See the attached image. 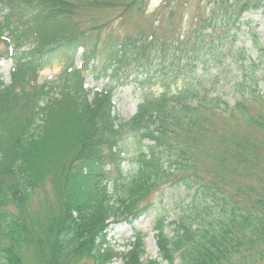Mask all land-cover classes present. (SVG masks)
Listing matches in <instances>:
<instances>
[{
	"label": "trees",
	"instance_id": "16d2710c",
	"mask_svg": "<svg viewBox=\"0 0 264 264\" xmlns=\"http://www.w3.org/2000/svg\"><path fill=\"white\" fill-rule=\"evenodd\" d=\"M146 1L0 0V61L11 62L9 84L0 80V264H112L103 247L114 207L133 223L163 189L189 201L168 225L153 224L164 262L264 263V165L254 169L255 146L230 124L238 117L264 130V113L248 111L264 103L256 89L264 81V44L257 34L250 38L255 59L237 46L240 27L250 24L241 18L264 15V0H163L149 17ZM251 33L243 32L247 40ZM77 52L82 71L96 78L118 77L122 69L128 79L153 69L158 94L144 93L130 120L118 118L114 87L86 88L74 70ZM206 57L237 73L230 86L239 95L234 105L187 76L199 64L204 68ZM53 61L62 71L52 86L40 85L39 73ZM180 62L187 67L183 78L180 72L165 82L161 67ZM178 80L182 88L173 92ZM61 103L64 113L76 115L79 132L72 157L58 170L61 208L40 219L33 203L50 167L49 108ZM127 138L135 147L122 170ZM137 236L123 264H143L145 237Z\"/></svg>",
	"mask_w": 264,
	"mask_h": 264
},
{
	"label": "rangeland",
	"instance_id": "374dc122",
	"mask_svg": "<svg viewBox=\"0 0 264 264\" xmlns=\"http://www.w3.org/2000/svg\"><path fill=\"white\" fill-rule=\"evenodd\" d=\"M163 0H147L146 1V16L156 12L160 7V3ZM98 18H104L103 12H98ZM140 24H144L142 19H139ZM241 22H249L250 24L246 27V24L240 27L238 32V41L237 46L240 44L245 46L247 55L255 59V52L252 49L250 44V38L253 34H257L259 38V43L264 44V15L261 12H254L244 14L241 18ZM145 26V25H144ZM115 27V26H114ZM130 27V26H128ZM127 28V26H126ZM125 28V29H126ZM117 31V27H115ZM129 31L132 29L129 28ZM251 31L249 40L246 39V36L243 32ZM246 35H249L248 33ZM24 51H27L26 48ZM98 51V50H97ZM5 52V45L0 42V53L3 55ZM74 59V70L79 71V75L83 78V84L86 88L91 90L102 89L106 86H113V102H114V115L118 118L124 120H130L132 115L136 112L139 104L142 102L144 93L157 95L159 92V87L156 82H153L156 71L153 69L150 72H145L144 70H138L134 72L130 78L124 79L126 74L125 70H120L118 72V77L115 78H105L92 76L88 72L82 71V63L80 60V53L77 52ZM210 61V62H209ZM207 62V63H206ZM206 63V66L202 64L197 65L196 71L189 73L187 76L194 75L195 79L200 80L202 83L201 86L204 89H210L211 93L214 95L220 96L224 101L229 105H234L235 100L239 99V95L234 93L235 91L230 89L231 84L234 82V76L237 75L234 71H230V68L216 67L212 65V61L207 57L205 58L203 64ZM226 63H228L226 61ZM11 62L0 61V80L5 84H9V72H10ZM168 63H165V66L161 67V72H166L164 81L172 84L175 76L180 72V78H183L184 73L187 71L184 63H179L177 66L172 68L167 66ZM63 64L59 61H53L50 64L46 65L42 71L39 73L40 78L38 83L40 85L47 84L52 86L54 80H51L54 75L59 74L62 71ZM164 68V69H163ZM207 69V71L205 70ZM137 76L140 83L134 81V77ZM217 77V82L211 80V77ZM64 77V76H63ZM180 80V79H179ZM172 87V91L175 92L177 89L182 88V81H179ZM74 78L69 79V83H73ZM76 82V80H75ZM53 83V84H52ZM212 83L211 85H209ZM257 92L262 95L264 93V81L260 82L257 87ZM64 104H55L49 108L53 116L48 118V126L46 127L47 135L44 138L48 146V151H46L45 160L49 161L50 167L45 174V178L41 181L40 189L37 194V199L33 203V208L36 210V217L42 219L48 216L53 211L59 210L62 204V196L58 192V186L60 185V175L58 170L61 164L68 162V160L73 155V149L77 142L78 137V120L76 115L71 111H66L64 113ZM248 111L253 115L263 114L264 113V103L263 104H254ZM231 132L237 135L241 140L246 141L255 146V153L258 160L254 163V169L259 171L264 165V130L256 126L247 127L244 124V121L239 120L238 117H235L231 123ZM135 147V141L132 138H127L123 141L121 149L126 151L125 154L121 157L124 161L121 165L122 170L129 168L128 159L132 154L133 148ZM121 150V151H122ZM105 172H111L110 168H106ZM109 174V173H108ZM113 174V172H111ZM110 175V174H109ZM56 179H59V182H56ZM252 184L254 187H261L258 182L253 181ZM181 190V189H180ZM150 202L152 203L151 209L147 212V215L137 219L133 223H127L124 217H121L120 213L122 212L121 207H114L113 212L116 217L111 218L109 222V228L105 233L106 245L103 249H109L112 254L111 263L112 264H123L126 260L127 252L131 250V245L134 244L137 240V235L141 234L145 237L144 247L145 255L141 257L143 264H149V262H158V264H167L162 260L161 257H158V249L155 247V241L153 236V227L154 222L158 219H161L163 224L168 225L172 220H175L180 212V209L188 203V199L185 198L180 191H174L170 189L158 190L157 193L151 196ZM171 227L166 228V234H169ZM177 264V261H175ZM32 264H34L32 262ZM264 264V263H263Z\"/></svg>",
	"mask_w": 264,
	"mask_h": 264
}]
</instances>
